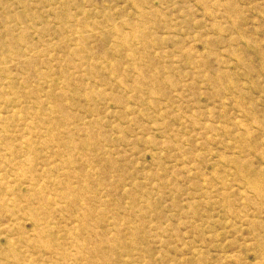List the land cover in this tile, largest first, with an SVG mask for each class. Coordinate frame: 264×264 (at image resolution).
Masks as SVG:
<instances>
[{"label":"rangeland","instance_id":"374dc122","mask_svg":"<svg viewBox=\"0 0 264 264\" xmlns=\"http://www.w3.org/2000/svg\"><path fill=\"white\" fill-rule=\"evenodd\" d=\"M0 264H264V0H0Z\"/></svg>","mask_w":264,"mask_h":264}]
</instances>
